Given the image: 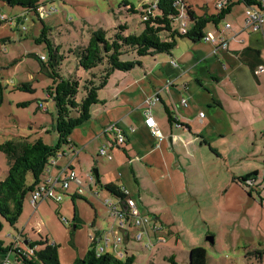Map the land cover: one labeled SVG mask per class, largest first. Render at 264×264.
Listing matches in <instances>:
<instances>
[{
  "label": "rangeland",
  "instance_id": "rangeland-1",
  "mask_svg": "<svg viewBox=\"0 0 264 264\" xmlns=\"http://www.w3.org/2000/svg\"><path fill=\"white\" fill-rule=\"evenodd\" d=\"M124 1L140 9L151 0H43L46 10L41 15L42 20L34 12L23 13L20 8L0 3V16L10 18L0 24V85L3 93L0 146L21 137L42 138L52 146L58 143L56 106L47 94L52 80L40 60L45 57L47 63L50 50L45 42H37L44 26L49 29L48 38L53 47H59L60 55L66 57L62 61L61 74L87 79L88 75L69 54L70 49L86 45L94 31L105 29L111 33L121 23H128L129 35L142 31L141 15L128 13ZM191 1L205 6L204 0ZM219 1H207L211 3V11L218 9L215 5ZM235 8L243 11L246 7L238 5ZM239 113L244 116V112ZM243 123L237 125L230 137L215 140L212 147L216 152L205 147L204 153L196 158L198 166L195 169L194 155L183 156L190 181L185 191L187 195L180 196L171 206L161 203L152 208H139L141 215L153 220L154 225L164 226L165 232L158 233L170 240L168 243L155 240L154 248L147 249V238L134 239L140 229L134 225L135 220L121 226L120 220L112 216L104 204L105 199L116 203L115 197L102 189L97 181L93 184V192H98V197L85 184L84 192L76 196L75 201L68 194L61 203L48 199L32 206L29 204L31 197H28L18 223L15 226L6 224L0 238L8 247L17 244L9 235L20 237L19 246L29 251L26 241L48 239L50 244L59 247L60 263L73 264L89 251L96 232L103 236L104 245L106 238L113 242V234L123 238L125 230L132 232L127 249L138 264H172L171 257L177 264H190L189 253L195 247L206 250L208 264H264V122L255 123V128ZM251 129L257 132L252 133ZM63 151L69 153V148L65 146ZM73 157L64 156L58 160L66 166ZM76 164L75 160L77 173L83 168L87 173L98 168L96 160L86 166ZM8 170L7 157L0 151L1 180L6 178ZM254 173L258 176L250 178L249 182L240 181ZM29 180L32 182L31 177ZM158 216L160 221H156ZM75 225L78 226L76 230ZM209 237H213V243ZM119 246L118 252L125 249L124 243ZM10 256L12 263L26 264L17 261L15 252Z\"/></svg>",
  "mask_w": 264,
  "mask_h": 264
},
{
  "label": "crops",
  "instance_id": "crops-1",
  "mask_svg": "<svg viewBox=\"0 0 264 264\" xmlns=\"http://www.w3.org/2000/svg\"><path fill=\"white\" fill-rule=\"evenodd\" d=\"M204 1L209 12H216L211 11L209 0ZM220 30H210L217 39L215 43L179 41L170 54L142 57L140 66L129 72H115L105 89L100 91L102 103L94 106L91 119L73 131L74 147L61 156L74 157L66 166L57 159L50 167L47 181L57 177L66 167L76 172L75 160L85 166L96 160L99 180L84 168L82 172H76L79 182H72L66 192V195L71 194L73 201L80 194V188L85 190L84 184L93 192L96 181L102 189L110 185L128 191L140 214L141 207L152 208L161 203L171 206L180 196L187 195L185 191L190 181L183 156L194 155L196 159L204 153L205 147L214 151L215 140L230 137L243 122L250 128L264 122V72L259 73L257 68L254 74L240 59L245 49L256 50L264 66V34L246 26V8L243 11L234 8ZM155 94L159 101L152 108V115L161 137L153 135L145 123V101ZM183 101L187 102V107ZM166 108L173 111L176 123L169 121ZM202 113L205 115L201 116ZM111 126L116 127L115 134L106 132ZM251 132L257 130L251 129ZM117 134L125 136V143L112 146ZM104 146L112 156L111 160L106 156L99 157V150ZM196 165L197 159L194 169ZM88 176H92L93 181ZM93 195L98 197L99 193L93 192ZM159 216L156 221H160ZM130 221L125 220L122 226ZM150 221L146 227L147 235L144 232L143 237L148 239L147 242L153 240L156 245L155 240L159 242V238H165L158 232L165 231H156L157 225ZM93 226L96 228L95 222ZM123 232L125 249L120 251L127 255L132 232ZM9 236L17 242L15 249H21L20 237ZM96 238L97 245L102 246L103 236L99 231ZM168 241L166 239V243ZM29 242L26 241L27 246ZM115 250L111 246L106 252L115 253ZM11 253L0 251V264L5 257H11Z\"/></svg>",
  "mask_w": 264,
  "mask_h": 264
},
{
  "label": "trees",
  "instance_id": "trees-1",
  "mask_svg": "<svg viewBox=\"0 0 264 264\" xmlns=\"http://www.w3.org/2000/svg\"><path fill=\"white\" fill-rule=\"evenodd\" d=\"M221 2L223 5L216 6L218 8L216 12H209L207 6L200 7L191 0H151L142 4L140 9L129 1H124V7L128 13L141 15L142 31L140 34L129 35L127 34L128 23H121L111 33L105 29L94 31L86 45H78L70 49L69 54L75 58L78 67L88 75L87 79L61 74L62 61L66 57L60 55L59 47H53V42L48 38L49 29L44 26L37 42H45L50 50L48 62L45 63L47 61L45 57L40 60L52 80L47 94L56 106L55 129L58 134V143L52 146L46 144L42 138L30 140L21 137L9 140L0 146V151L7 157L9 165L6 178L0 179V234L6 224L15 226L18 223L26 200L40 185L47 182L44 178L47 177L48 170L54 162L65 153L63 148L74 147L71 140L73 131L91 119L94 106L102 103L100 91L105 89L115 72H129L140 66L142 57L170 54L179 41L191 43L204 41L212 33L211 29L221 31V24L236 6L244 5L246 9L254 7L262 10L264 0H221ZM0 3L20 8L23 13L34 12L41 20L43 9L46 10L43 0H0ZM1 16L0 24L10 20L7 16L4 19ZM23 31H26V28ZM3 41L5 42L6 39ZM129 56L133 58L127 59ZM240 59L251 68L254 74L257 68L264 67L260 53L256 50L245 49ZM2 100L3 93L0 85V102ZM166 113L169 121L176 123L170 108H166ZM257 176L258 173L247 175L240 181L249 182L248 180H252L250 178ZM30 177L32 182L29 180ZM104 189L115 197L121 212H127L131 199L129 194L110 185L105 186ZM74 228L76 230L78 226L75 225ZM157 228L164 231L162 226L157 225ZM28 245L30 251L22 248L15 249L14 244L7 247L4 240L0 238V251L6 254L15 252L18 262L61 264L59 247L50 244L48 239L42 242L30 241ZM38 247L42 248L38 250ZM98 248L96 238L86 255L83 258H77L73 264H138L136 257L130 253L124 258H119L114 252H106L107 250L99 254ZM170 261L172 264H177L174 257H171ZM189 262L190 264H208L206 250L203 247L193 248L189 253Z\"/></svg>",
  "mask_w": 264,
  "mask_h": 264
},
{
  "label": "built area",
  "instance_id": "built-area-1",
  "mask_svg": "<svg viewBox=\"0 0 264 264\" xmlns=\"http://www.w3.org/2000/svg\"><path fill=\"white\" fill-rule=\"evenodd\" d=\"M223 5V3L220 1L218 3V7H221ZM262 10L258 9V8H247L246 9V26L248 28H251L254 32H262L264 34V3L262 4ZM44 9L42 12V16L44 15ZM5 16H1L2 19H4ZM206 41L215 43L216 42V37L210 33L208 35V37L205 38ZM259 73L264 72V67H260L258 70ZM159 101V96L158 94H155L153 97L147 99L145 101V105L147 107V118H146V125L147 127L151 130L152 134L157 136V137H161V132L159 129V126L156 122V120L154 119L153 115H152V108L157 104V102ZM183 105L185 107H187V102L183 101ZM201 116H204V114L202 113ZM107 133H116V127L115 126H111L106 130ZM125 143V136L122 134H117L116 135V139L114 141V143H112L111 145L114 146L115 144L117 145H122ZM63 155V154H62ZM60 155V157L62 156ZM99 155L100 156H106L108 157L109 160L112 159V156H110L107 152V148L106 146L102 147L99 150ZM55 163V162H54ZM50 170V168H49ZM48 170V172H49ZM89 177V176H88ZM90 180L93 181V177L90 176L89 177ZM72 182H79L76 172L71 169L70 167H66L64 168L61 173L54 178L49 179L45 184L40 185L31 195V201L32 204L37 205L38 203L43 202L44 200H48L51 199L57 203H61L64 200V194L65 192L69 189L70 184ZM84 192V190L82 188L79 189V193L82 194ZM125 193L127 194L128 191L125 190ZM105 206L109 207L110 211H111V215L115 216L117 219L120 220L121 222V226L123 225L125 220H129V219H134L135 223L134 225H136L139 229L138 234L134 237V239H139L140 241H142L143 236H144V232L147 235V231H146V227L148 224H150V220L148 217L142 216L139 213L138 208L135 205V202L130 199L129 201V209L127 210V212L122 213L121 210L118 208V203H113L110 199H107L104 201ZM64 223H67V221L65 220ZM143 229V230H142ZM159 230V228H156V231ZM94 239V238H93ZM124 242V239L122 238H117L115 237V235L113 234V242H111L109 239H105L104 245L103 246H99L98 248V253L102 254L104 253L107 248L109 249L112 246V249H120L119 245H122ZM159 242L166 243V239L165 238H159ZM148 246L146 247L147 249L153 248L155 246V243L153 240H149L148 242ZM128 252V251H127ZM115 253L117 256H125L126 254L121 252V251H117L115 250ZM128 254V253H127ZM2 264H12L9 256L6 257Z\"/></svg>",
  "mask_w": 264,
  "mask_h": 264
},
{
  "label": "water",
  "instance_id": "water-1",
  "mask_svg": "<svg viewBox=\"0 0 264 264\" xmlns=\"http://www.w3.org/2000/svg\"><path fill=\"white\" fill-rule=\"evenodd\" d=\"M93 174L95 175L96 179L99 180V172H98L97 169H94V170H93ZM208 240H209L211 243L214 242L213 237H209Z\"/></svg>",
  "mask_w": 264,
  "mask_h": 264
}]
</instances>
